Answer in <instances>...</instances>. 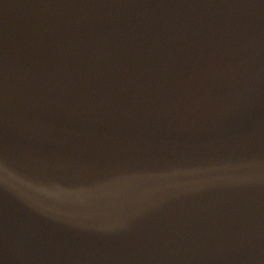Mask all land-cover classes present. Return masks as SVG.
<instances>
[{
    "label": "water",
    "instance_id": "95a60500",
    "mask_svg": "<svg viewBox=\"0 0 264 264\" xmlns=\"http://www.w3.org/2000/svg\"><path fill=\"white\" fill-rule=\"evenodd\" d=\"M0 264H264V0H0Z\"/></svg>",
    "mask_w": 264,
    "mask_h": 264
}]
</instances>
